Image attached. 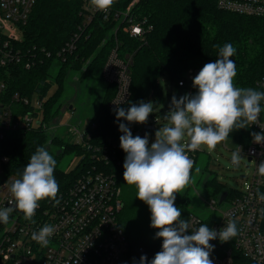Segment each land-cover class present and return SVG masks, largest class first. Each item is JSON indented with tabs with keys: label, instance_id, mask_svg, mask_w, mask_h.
I'll list each match as a JSON object with an SVG mask.
<instances>
[{
	"label": "trees",
	"instance_id": "1",
	"mask_svg": "<svg viewBox=\"0 0 264 264\" xmlns=\"http://www.w3.org/2000/svg\"><path fill=\"white\" fill-rule=\"evenodd\" d=\"M130 5L131 14L147 29L144 38L130 36L123 30V19L115 15L126 11ZM84 6L85 0L36 1L23 28L24 37L19 46L27 57L36 56L37 52L44 57L42 49L50 55H45L42 62L37 61L31 68H26L23 63L0 66V81L6 83L4 100H9L15 93L29 99H44V118L48 122H56L61 109L58 101L65 90L68 69L80 71L81 79L91 75L105 81L102 70L110 51L116 46L122 57H131V95L120 106L125 110L148 96H152L155 106L160 103L163 90L159 77L163 74L170 77L172 90L178 99L187 94V86H180L179 81L185 78L189 69L215 62L219 58V48L226 43L235 48L234 55L230 57L237 70L234 86L260 92L257 82L264 76V18L220 9L217 0H114L110 7L112 15L108 19L96 14L90 23L84 25ZM75 34L79 35L75 50L58 55ZM54 84H57L56 92L48 95ZM106 84L103 100L92 116L82 143L66 140L59 133L50 136L42 126L6 132L0 144V154L10 157V172L21 178L38 147L45 148L47 144L59 146L62 150L53 154L56 160L53 175L60 192L88 165L99 161L96 149L107 140L122 135L120 123L128 127L130 124L124 119L117 120L114 109H110L109 102L116 93V85ZM31 108L32 105H22L21 110ZM251 133L253 130L249 125L247 128H233L228 137L249 145ZM70 152L78 156L79 162L72 169H61L62 156ZM108 169L118 181L122 200L121 227L133 248L143 245L154 257L162 250V238H156L158 230L150 226L148 206L137 198L135 185L124 181L123 164L110 163ZM206 184L215 193L228 191V195L236 194L215 178ZM47 201L44 199L39 203ZM174 204L181 210V219L187 220L191 213L188 198L177 193ZM234 256L235 264H256L238 251Z\"/></svg>",
	"mask_w": 264,
	"mask_h": 264
},
{
	"label": "built area",
	"instance_id": "2",
	"mask_svg": "<svg viewBox=\"0 0 264 264\" xmlns=\"http://www.w3.org/2000/svg\"><path fill=\"white\" fill-rule=\"evenodd\" d=\"M36 1L0 0V66L23 63L26 68H31L37 61L42 62L45 55H50L42 49L44 57L38 52L36 56L27 57L19 46L24 37L23 28ZM131 5L115 15L123 19V30L130 36L144 38L147 29L131 14ZM217 5L233 13L264 18V0H217ZM96 14L108 19L112 11L110 8L98 10L91 0H85L84 25L90 23ZM78 38L79 35L75 34L58 55L74 51ZM130 65L131 57H122L117 46L110 51L102 70L106 83L116 85V93L109 102L110 109H116L115 103L122 102L120 107L130 98ZM201 69H189L185 78L179 81L180 86H187V94L197 93L193 79ZM5 84L0 81V144L8 131L41 126L48 131L57 126L56 122H48L44 118V99H29L15 93L9 100H4ZM257 85L260 92H264V76ZM22 105H32V108L22 111ZM260 106L258 119L250 127L253 132L264 134V100ZM157 123L151 120L129 129L133 137L139 135L143 138L147 133L150 142L151 133L158 128ZM85 133L79 132L75 142L82 143ZM119 138L109 139L96 149L99 161L88 165L65 190L57 193L59 205L53 206L55 201L48 199L46 203H39L31 220L25 219L24 214L16 209L7 223L0 222V264H139L142 255L147 256L146 264H150L154 258L152 252L143 245L133 248L119 222L122 209L120 190L116 176L108 169L110 163H124L126 153L120 147ZM196 151L187 152L193 160V167L197 161ZM239 151L251 157L254 163L251 179L242 178V190L235 195H227L225 200L229 199V205L223 210L220 205L225 200L220 202V197L219 201L212 198L208 202L211 209L209 217L190 213L187 218L192 229L207 224L210 229L219 231L230 221L236 223L237 235L229 241L216 239L209 242L214 245L210 253L213 264H235V251L256 264H264V201L259 199L264 195V176L258 173V165L264 161V142L257 144L252 136L249 145L239 144ZM9 164L10 157L0 154V209L10 206L9 201L14 199L10 185L19 178L10 172ZM45 225H52L55 231L49 237L48 245L42 246L31 236Z\"/></svg>",
	"mask_w": 264,
	"mask_h": 264
},
{
	"label": "clouds",
	"instance_id": "3",
	"mask_svg": "<svg viewBox=\"0 0 264 264\" xmlns=\"http://www.w3.org/2000/svg\"><path fill=\"white\" fill-rule=\"evenodd\" d=\"M113 3L114 0H91L96 9L103 11ZM234 53L231 43L220 47L219 58L206 63L194 77L193 87L198 89L197 93L185 94L179 99L173 95L170 110L164 116L169 125L156 131L150 147L147 133L143 138L133 137L128 126L119 124L123 133L119 138L120 147L126 153L123 179L137 188V198L150 210V226L158 230L155 237L162 238V250L155 254L150 264H213L210 253L214 245L209 242L216 239L227 242L237 235L234 221L219 231L210 229L207 224L192 229L188 220L181 219V210L174 204L176 194L190 183L193 160L187 152L202 145L209 150L215 149L233 128H247L257 121L261 112L264 92L234 86L237 70L230 59ZM120 103H115L117 120L143 124L153 112L152 102L140 101L127 110L119 107ZM251 135L255 143L264 142V134L253 132ZM185 137L187 142L182 143ZM240 161V152H233L232 165L239 166ZM55 167L56 160L49 151L38 147L22 177L11 183L9 190L14 199L9 201V207L0 209V222L7 223L16 209L25 219L31 220L39 201L44 199L55 201L53 206L59 205L56 199L59 185L53 175ZM258 173L264 176V161L258 165ZM259 199L264 201V195ZM190 229L191 234H186ZM54 231L52 225H45L33 232L31 238L47 246ZM147 260V256L142 255L139 264H146Z\"/></svg>",
	"mask_w": 264,
	"mask_h": 264
},
{
	"label": "rangeland",
	"instance_id": "4",
	"mask_svg": "<svg viewBox=\"0 0 264 264\" xmlns=\"http://www.w3.org/2000/svg\"><path fill=\"white\" fill-rule=\"evenodd\" d=\"M65 78V90L58 101L61 109L56 120L57 126L49 129L48 132L50 136L59 133L66 140L74 142L79 136V132H84L89 127L94 112L103 100L107 84L101 78L91 75L81 79V72L71 68L68 69V74ZM159 82L163 90L162 101L155 106L152 96L145 97L142 100L145 103H153V112L149 114L147 121L154 120L155 123L158 122V128L150 135L149 147L155 141L156 131L169 125L164 116L170 110L173 95L176 96L172 90L171 79L168 75H161ZM56 90L57 84L52 85L48 95H52ZM136 124L140 123L132 122L129 124V128H134ZM187 139L185 137V141H182V143L187 142ZM239 144L238 141L227 137L215 149L209 150L203 145L197 149V162L191 171L190 183L178 193L180 197L185 196L188 198V207L191 213L209 217L211 209L208 202L212 198H216L219 201L221 194L215 193L212 188L207 187L206 183L209 179H217L219 183L231 188L235 193L241 191L244 186V179L241 176H245L247 180L251 179L254 163L249 160L248 155L239 151ZM45 149L52 156L62 150L61 147L52 144H47ZM235 151H239L241 155L239 166H234L231 162V155ZM78 162V156L74 152L65 153L59 166L61 169L68 170L74 168ZM228 205L229 199L220 205V209L223 210Z\"/></svg>",
	"mask_w": 264,
	"mask_h": 264
},
{
	"label": "water",
	"instance_id": "5",
	"mask_svg": "<svg viewBox=\"0 0 264 264\" xmlns=\"http://www.w3.org/2000/svg\"><path fill=\"white\" fill-rule=\"evenodd\" d=\"M248 158H249V160H251V157H248ZM243 177L244 176H241V178H243ZM227 195H228V191L223 192L220 196V202L224 201L226 199Z\"/></svg>",
	"mask_w": 264,
	"mask_h": 264
}]
</instances>
